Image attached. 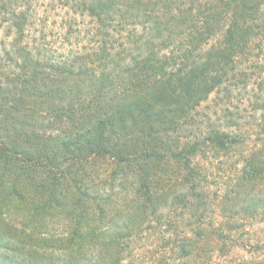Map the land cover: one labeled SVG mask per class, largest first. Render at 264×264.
I'll return each mask as SVG.
<instances>
[{"label":"trees","instance_id":"1","mask_svg":"<svg viewBox=\"0 0 264 264\" xmlns=\"http://www.w3.org/2000/svg\"><path fill=\"white\" fill-rule=\"evenodd\" d=\"M55 1L64 46L0 0V264L48 235L10 207L46 264H264V0Z\"/></svg>","mask_w":264,"mask_h":264},{"label":"rangeland","instance_id":"2","mask_svg":"<svg viewBox=\"0 0 264 264\" xmlns=\"http://www.w3.org/2000/svg\"><path fill=\"white\" fill-rule=\"evenodd\" d=\"M34 3L38 12V17L42 18L43 25L47 26L48 29H50L51 34L49 39H51V41H53L57 46L66 45V40H64V37L58 35L59 32H64L65 30L62 27L65 23V18L67 17L65 9H62L55 0H35ZM0 173H2L3 175V171H0ZM20 208L21 207H10L9 217L17 220H23L24 223L28 225L26 233H30L31 226L37 223L35 225L37 231H39L40 233H42L43 231L48 234L46 235V237L40 235L36 236L37 239H40L39 243L38 241L32 242L28 239L29 245L27 246L25 251L26 253H30L31 255L28 256L29 258L27 261L33 260L35 262L34 264H46V259H54L60 257L62 255L61 250H59V248L56 246H52L54 245L52 244L53 241L48 240V238L52 235H57L58 233L65 231L68 222L66 218L57 213L53 217L45 216L42 212H36L34 214L31 213V215H26L25 217V211L21 210L22 208ZM143 235V238H141L138 243L139 248L136 249H140L139 252L145 254V249H152L154 245L155 233L153 231L152 234L147 233ZM43 238H47V240ZM31 242H36L34 243V247L30 246ZM9 254L11 255V253ZM135 264L138 263H136L135 261Z\"/></svg>","mask_w":264,"mask_h":264}]
</instances>
